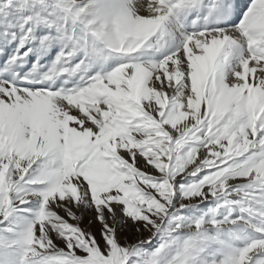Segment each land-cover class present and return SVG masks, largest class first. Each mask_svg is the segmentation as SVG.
<instances>
[{
  "label": "snow or ice",
  "instance_id": "snow-or-ice-1",
  "mask_svg": "<svg viewBox=\"0 0 264 264\" xmlns=\"http://www.w3.org/2000/svg\"><path fill=\"white\" fill-rule=\"evenodd\" d=\"M0 264H264V0H0Z\"/></svg>",
  "mask_w": 264,
  "mask_h": 264
}]
</instances>
